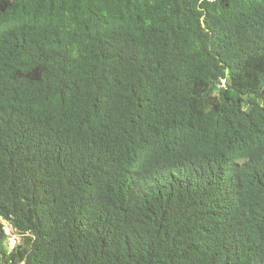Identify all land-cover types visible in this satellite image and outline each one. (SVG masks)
Returning <instances> with one entry per match:
<instances>
[{
	"label": "trees",
	"instance_id": "trees-1",
	"mask_svg": "<svg viewBox=\"0 0 264 264\" xmlns=\"http://www.w3.org/2000/svg\"><path fill=\"white\" fill-rule=\"evenodd\" d=\"M0 264H264V0H0Z\"/></svg>",
	"mask_w": 264,
	"mask_h": 264
},
{
	"label": "built area",
	"instance_id": "built-area-1",
	"mask_svg": "<svg viewBox=\"0 0 264 264\" xmlns=\"http://www.w3.org/2000/svg\"><path fill=\"white\" fill-rule=\"evenodd\" d=\"M5 232H6L7 234L10 235V230H9V228H5ZM12 239H14L15 244H16V242H17V236H11V240H12ZM15 244H12V242H11V248H14Z\"/></svg>",
	"mask_w": 264,
	"mask_h": 264
},
{
	"label": "rangeland",
	"instance_id": "rangeland-1",
	"mask_svg": "<svg viewBox=\"0 0 264 264\" xmlns=\"http://www.w3.org/2000/svg\"><path fill=\"white\" fill-rule=\"evenodd\" d=\"M11 242H12V244H15V241H14V239H12V240H11Z\"/></svg>",
	"mask_w": 264,
	"mask_h": 264
}]
</instances>
